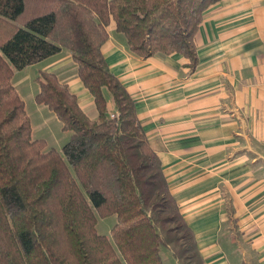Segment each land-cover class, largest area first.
I'll return each mask as SVG.
<instances>
[{"label":"trees","instance_id":"1","mask_svg":"<svg viewBox=\"0 0 264 264\" xmlns=\"http://www.w3.org/2000/svg\"><path fill=\"white\" fill-rule=\"evenodd\" d=\"M217 1L0 0V264H167L161 248L176 264H205L102 45L114 21L136 55L180 53L193 70L194 35ZM62 48L71 52L98 119L54 73L41 72L35 101L71 132L60 153L32 137L11 79L15 69ZM111 215L110 234H100L98 218Z\"/></svg>","mask_w":264,"mask_h":264},{"label":"crops","instance_id":"2","mask_svg":"<svg viewBox=\"0 0 264 264\" xmlns=\"http://www.w3.org/2000/svg\"><path fill=\"white\" fill-rule=\"evenodd\" d=\"M106 30L108 69L134 100L205 264H264V0L210 5L194 35L193 70L180 53L136 55L114 21ZM41 72L67 84L91 120L98 112L68 49L14 70L11 82L24 101L32 137L61 153L71 132L35 101ZM106 97L108 112L114 111ZM160 254L176 264L168 249Z\"/></svg>","mask_w":264,"mask_h":264},{"label":"rangeland","instance_id":"3","mask_svg":"<svg viewBox=\"0 0 264 264\" xmlns=\"http://www.w3.org/2000/svg\"><path fill=\"white\" fill-rule=\"evenodd\" d=\"M108 117H112L111 115H113L114 117V112H108ZM116 222V217L114 215L105 217V218H98L97 224H96V229L100 234H106L108 235L109 232L111 231L113 225ZM165 251V249H164ZM167 251V250H166ZM170 251V250H169ZM171 252V251H170Z\"/></svg>","mask_w":264,"mask_h":264},{"label":"built area","instance_id":"4","mask_svg":"<svg viewBox=\"0 0 264 264\" xmlns=\"http://www.w3.org/2000/svg\"><path fill=\"white\" fill-rule=\"evenodd\" d=\"M113 117V115H111Z\"/></svg>","mask_w":264,"mask_h":264}]
</instances>
